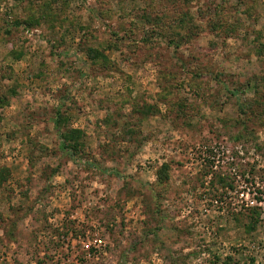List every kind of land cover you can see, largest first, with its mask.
I'll return each mask as SVG.
<instances>
[{
  "label": "rangeland",
  "instance_id": "374dc122",
  "mask_svg": "<svg viewBox=\"0 0 264 264\" xmlns=\"http://www.w3.org/2000/svg\"><path fill=\"white\" fill-rule=\"evenodd\" d=\"M0 264H264V0H0Z\"/></svg>",
  "mask_w": 264,
  "mask_h": 264
}]
</instances>
